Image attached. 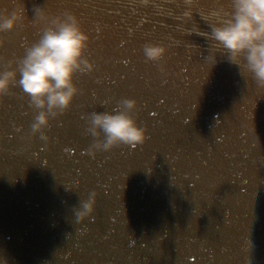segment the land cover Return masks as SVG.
I'll use <instances>...</instances> for the list:
<instances>
[{
    "label": "water",
    "instance_id": "95a60500",
    "mask_svg": "<svg viewBox=\"0 0 264 264\" xmlns=\"http://www.w3.org/2000/svg\"><path fill=\"white\" fill-rule=\"evenodd\" d=\"M17 7L23 19L0 33V71L65 12L89 32L95 68L35 133L38 109L19 84L0 96V261L264 264V91L210 38L231 0H0V11ZM147 43L167 51L147 60ZM127 97L148 138L92 148L103 137L89 114ZM92 191L93 211L76 219Z\"/></svg>",
    "mask_w": 264,
    "mask_h": 264
},
{
    "label": "clouds",
    "instance_id": "9594fccd",
    "mask_svg": "<svg viewBox=\"0 0 264 264\" xmlns=\"http://www.w3.org/2000/svg\"><path fill=\"white\" fill-rule=\"evenodd\" d=\"M231 9L226 20L211 26L214 49L226 53L229 62L241 68L254 89L264 91V0H231ZM35 12L44 15L40 8ZM22 19V7L0 11V33L14 29ZM90 40L80 18L65 12L51 19L39 38L26 48L15 68L0 71V96L18 83L38 109L30 126L33 133L49 126L51 117L70 108L80 92L77 74L94 70L95 63L87 56ZM166 51V46L160 43H147L143 47L147 60H160ZM212 60L215 63L216 56ZM137 103L136 99L127 97L122 100L123 108L91 112L90 131L93 136L102 133L103 137L92 148L108 151L120 144L143 143L148 130L128 111ZM41 136L44 138L43 133ZM95 203V192H89L76 207L75 218L90 214Z\"/></svg>",
    "mask_w": 264,
    "mask_h": 264
}]
</instances>
